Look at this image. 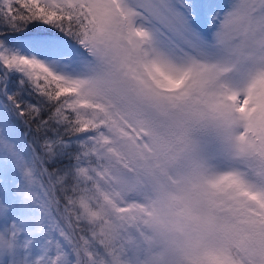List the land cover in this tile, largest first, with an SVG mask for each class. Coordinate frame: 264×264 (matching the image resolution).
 Masks as SVG:
<instances>
[{
  "label": "snow or ice",
  "instance_id": "snow-or-ice-1",
  "mask_svg": "<svg viewBox=\"0 0 264 264\" xmlns=\"http://www.w3.org/2000/svg\"><path fill=\"white\" fill-rule=\"evenodd\" d=\"M0 264H264V0H0Z\"/></svg>",
  "mask_w": 264,
  "mask_h": 264
}]
</instances>
